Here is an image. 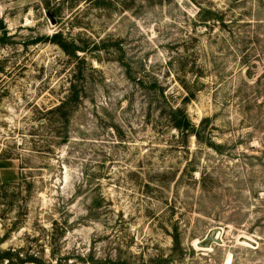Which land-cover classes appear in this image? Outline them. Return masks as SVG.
<instances>
[{
  "label": "rangeland",
  "instance_id": "rangeland-1",
  "mask_svg": "<svg viewBox=\"0 0 264 264\" xmlns=\"http://www.w3.org/2000/svg\"><path fill=\"white\" fill-rule=\"evenodd\" d=\"M71 3L0 0V249L264 264V0ZM79 70L67 122L51 110ZM170 105L202 140L169 126Z\"/></svg>",
  "mask_w": 264,
  "mask_h": 264
},
{
  "label": "trees",
  "instance_id": "trees-1",
  "mask_svg": "<svg viewBox=\"0 0 264 264\" xmlns=\"http://www.w3.org/2000/svg\"><path fill=\"white\" fill-rule=\"evenodd\" d=\"M66 1V0H65ZM80 1H86V0H70V3L75 4V2H80ZM50 43L59 46L68 56L74 57L77 59H80L78 56L79 52H85L84 49H80L77 47L74 42H69L67 41L61 32H58L54 34L50 40ZM81 62H85V60L80 59ZM83 76V73L81 70L77 71V73L74 75V80L71 85L70 89L68 90L67 96L64 98L63 101H61L60 105L55 107L54 109L51 110L52 113H58L62 117L66 119L68 122V117L71 109L73 107L77 106L80 102V100L83 98V92L84 89L81 87L79 83V79ZM161 97L164 99L165 95L162 90L160 93ZM192 96L189 95V97ZM163 112H166L167 116V121L169 122V126L175 130H177L181 135H183L184 138H188L189 136H195L199 141L203 139L202 137V132L203 128H201V125L196 128V126L191 123L188 114L184 108L181 107H174L172 105L168 106L167 109H163ZM208 120L204 119L201 124L206 123ZM215 146V145H213ZM98 204V203H97ZM175 240V245L178 246L180 244L178 239ZM1 246V244H0ZM14 260H16L20 264H26V263H31V264H45L44 261L42 260L41 257L38 255H27L24 256L21 254V252H12V251H2L0 249V261L2 262H8L7 264H12L14 263ZM58 262H56L57 264Z\"/></svg>",
  "mask_w": 264,
  "mask_h": 264
},
{
  "label": "water",
  "instance_id": "water-1",
  "mask_svg": "<svg viewBox=\"0 0 264 264\" xmlns=\"http://www.w3.org/2000/svg\"><path fill=\"white\" fill-rule=\"evenodd\" d=\"M219 231H220V228L212 229L207 234V236L202 241H200V243L198 244V247L199 248H211L213 244L221 243V242H218V239H217V234L219 233Z\"/></svg>",
  "mask_w": 264,
  "mask_h": 264
}]
</instances>
